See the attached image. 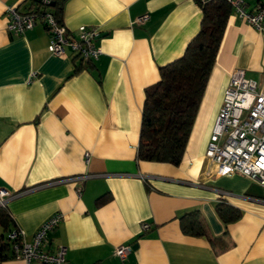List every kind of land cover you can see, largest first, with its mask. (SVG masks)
Segmentation results:
<instances>
[{
  "label": "crops",
  "instance_id": "0c3cea01",
  "mask_svg": "<svg viewBox=\"0 0 264 264\" xmlns=\"http://www.w3.org/2000/svg\"><path fill=\"white\" fill-rule=\"evenodd\" d=\"M26 1L0 0V188L26 191L9 203L12 222L7 233L0 225V237L20 229L31 243L44 222L63 213L45 250L64 245L68 264H264V189L239 174L217 177L206 158L232 73L244 70L264 84V34L232 9L177 167L139 161L137 150L146 89L200 31L197 1L69 0L67 29L99 31L102 54L93 61L52 55L42 23L22 36L7 31V9L26 11ZM262 1L244 0L250 12ZM144 15L149 19L137 23ZM221 192L231 194L224 200L241 212L239 220L225 224L217 214ZM192 211L203 216L207 236L183 233L180 218ZM121 245L133 246L124 262L115 254Z\"/></svg>",
  "mask_w": 264,
  "mask_h": 264
},
{
  "label": "built area",
  "instance_id": "2783aa9c",
  "mask_svg": "<svg viewBox=\"0 0 264 264\" xmlns=\"http://www.w3.org/2000/svg\"><path fill=\"white\" fill-rule=\"evenodd\" d=\"M206 2L208 0H201ZM235 14L251 25L258 33L264 34V1L259 3L253 11L246 9L244 0H227ZM46 5L51 0H43ZM6 29L10 33L22 36L42 23L50 36L49 52L60 58L68 57L69 53L83 61L97 60L101 48L95 41L99 37L96 28L80 27L72 32L63 24H59L52 14H23L15 7L6 11ZM149 15H144L137 23H144ZM70 51V52H68ZM89 154L85 155L88 162ZM206 158L216 166V176L226 177L242 175L258 183L264 189V84L247 78L244 70L236 69L225 91ZM88 177H77L74 181H85ZM25 192H11L0 188V207L7 208L9 203ZM231 194L221 192V199ZM264 203V198L258 199ZM63 213H56L44 222L36 232L31 243L26 242L24 232L20 229L7 234L12 244L14 258L23 259L26 264H68L67 247L59 245L54 251L45 250L49 236L64 221ZM143 230L150 229L149 224H143ZM133 251L132 245H121L116 249V256L126 261Z\"/></svg>",
  "mask_w": 264,
  "mask_h": 264
},
{
  "label": "trees",
  "instance_id": "16d2710c",
  "mask_svg": "<svg viewBox=\"0 0 264 264\" xmlns=\"http://www.w3.org/2000/svg\"><path fill=\"white\" fill-rule=\"evenodd\" d=\"M69 0H27L23 14L44 15L50 13L64 25V12ZM202 11L201 28L188 44L183 56L160 68V80L146 89L142 113V126L137 150L139 161L166 163L180 166L195 125L207 85L216 64V59L227 28L232 6L227 0H196ZM107 196L98 200L106 202ZM219 217L225 224L240 219L241 212L219 201L216 206ZM12 222L7 208L0 207V225L8 232ZM184 234L207 236L206 222L199 211L186 213L180 218ZM217 245L216 240H211ZM221 251L228 249L219 244ZM14 258L12 244L6 234L0 237V260Z\"/></svg>",
  "mask_w": 264,
  "mask_h": 264
},
{
  "label": "rangeland",
  "instance_id": "374dc122",
  "mask_svg": "<svg viewBox=\"0 0 264 264\" xmlns=\"http://www.w3.org/2000/svg\"><path fill=\"white\" fill-rule=\"evenodd\" d=\"M3 232L2 228L0 227V234ZM7 236V235H6Z\"/></svg>",
  "mask_w": 264,
  "mask_h": 264
}]
</instances>
